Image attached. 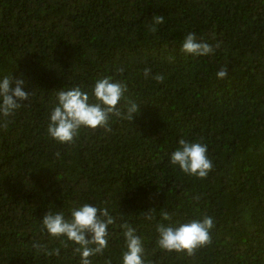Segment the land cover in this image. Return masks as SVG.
Instances as JSON below:
<instances>
[{
	"label": "trees",
	"instance_id": "16d2710c",
	"mask_svg": "<svg viewBox=\"0 0 264 264\" xmlns=\"http://www.w3.org/2000/svg\"><path fill=\"white\" fill-rule=\"evenodd\" d=\"M189 32L214 51H181ZM5 76L32 95L0 116V264H80L78 245L41 221L49 210L71 219L85 203L115 217L92 264H123L125 222L146 264H264V0H0ZM103 77L127 84L125 98L141 108L134 120L81 128L71 145L50 137L59 90L80 86L95 102ZM201 136L213 161L203 179L170 163L181 138ZM205 215L214 218L210 244L193 255L158 247V224Z\"/></svg>",
	"mask_w": 264,
	"mask_h": 264
},
{
	"label": "clouds",
	"instance_id": "9594fccd",
	"mask_svg": "<svg viewBox=\"0 0 264 264\" xmlns=\"http://www.w3.org/2000/svg\"><path fill=\"white\" fill-rule=\"evenodd\" d=\"M164 17L157 15L153 17V24L149 31L156 33V25L162 24ZM219 43L216 45L218 48ZM181 51L186 54L196 56L208 55L214 51L209 43L197 38L194 32H189L182 44ZM119 73L124 69L119 68ZM228 67L224 66L217 72L218 78H225ZM151 75V69H144V76L147 79ZM153 79L162 83L164 76L156 74ZM23 79L15 80L5 76L0 80V116L4 118L15 114L24 101H28L32 92L24 90ZM127 84L121 81L113 82L112 77L98 79L91 92L95 102H91L90 94L83 91L80 86L64 90H59L57 94L58 104L50 114V122L47 133L59 143L69 144L75 142L81 128L97 129L103 128L110 131L109 121L112 116L120 119L133 121L135 114L141 111L140 106L134 101L127 100ZM125 100L124 104H120ZM119 105V106H118ZM7 128V120L3 124ZM209 146L204 142V137H199L196 141H188L184 138L179 140L178 148L172 152L170 163L178 165L183 173L198 178H206L213 169V161L208 155ZM59 155V153H57ZM198 199V198H197ZM149 219L152 217L149 215ZM162 219L171 220V215L164 211ZM42 230L56 238L67 237V239L78 247L74 248V253L80 255V264H92L90 257L103 254L108 247V228L115 223V217L109 214L107 208H97L92 204L85 203L82 206L71 209V219H66L63 212L52 213L50 210L44 215ZM214 218L203 216L202 218L190 219L185 223L158 224L159 234L157 245L166 251L184 252L193 255L198 248L211 243V230L214 228ZM121 227L124 229L126 251L123 252V264H146L143 259L144 247L142 239L136 234V229L127 222ZM39 251H44L47 255H60V249L49 251L45 245L34 244ZM105 264H112L110 258Z\"/></svg>",
	"mask_w": 264,
	"mask_h": 264
}]
</instances>
